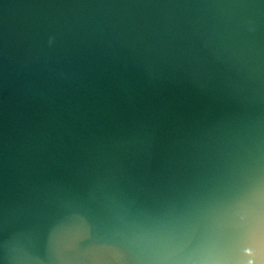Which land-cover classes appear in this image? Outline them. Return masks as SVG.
Instances as JSON below:
<instances>
[{
  "label": "water",
  "instance_id": "obj_1",
  "mask_svg": "<svg viewBox=\"0 0 264 264\" xmlns=\"http://www.w3.org/2000/svg\"><path fill=\"white\" fill-rule=\"evenodd\" d=\"M0 264H264V0H0Z\"/></svg>",
  "mask_w": 264,
  "mask_h": 264
}]
</instances>
